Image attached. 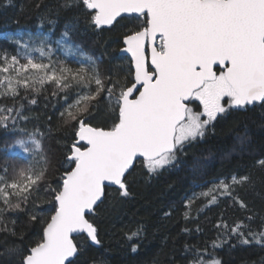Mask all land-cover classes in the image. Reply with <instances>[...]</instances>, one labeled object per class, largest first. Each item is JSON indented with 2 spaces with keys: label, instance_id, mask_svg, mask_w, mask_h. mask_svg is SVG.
I'll return each mask as SVG.
<instances>
[{
  "label": "snow or ice",
  "instance_id": "1",
  "mask_svg": "<svg viewBox=\"0 0 264 264\" xmlns=\"http://www.w3.org/2000/svg\"><path fill=\"white\" fill-rule=\"evenodd\" d=\"M75 2L85 9L89 25L96 29L114 27L120 19L137 21L123 36L121 51L130 56L129 67L123 83L102 77L92 57L84 56L79 67H70L63 60H52L53 48L47 38L35 47L15 39L17 54L0 55V99L12 101L11 105L0 104V127L7 129L9 122L16 127L18 120H27L20 101L35 104V96L49 86L53 96L76 93L60 113L75 137L64 171L55 186L48 183L44 188L50 206L47 213L30 216L32 221L41 219L42 234L26 249H8L9 254L20 256L19 264H73L71 258L81 251L73 234H86L92 244H101L89 215L102 202L106 187L116 186L121 198L128 197L126 174L138 161L149 176L157 175L177 161V153L185 145L203 139L218 118L231 110L264 107V0ZM65 6H72V0H66ZM70 30L66 25L56 41L65 53L73 52ZM102 96L112 115L109 127L89 123ZM19 133L5 155L20 159L12 151L19 148L28 163L19 168L13 165L11 175L5 163L0 175V231L13 235L5 224V214L27 205L45 183L49 165L44 133L23 128ZM245 140L241 137V144ZM253 167L264 170V158L255 160ZM251 183L249 174L224 177L194 194L185 207L190 208L198 197H210L208 203L213 204L218 195L231 196L235 186ZM184 215L187 219L189 212ZM223 227L242 244L264 245V225L259 232L249 228L247 235L242 231L246 226L239 223L230 229L227 224ZM139 234L137 229L127 238ZM212 247H220V243L213 241ZM185 248L193 251L188 245ZM132 250L136 251L135 244ZM189 264L221 261L210 253L205 258L195 249Z\"/></svg>",
  "mask_w": 264,
  "mask_h": 264
},
{
  "label": "trees",
  "instance_id": "2",
  "mask_svg": "<svg viewBox=\"0 0 264 264\" xmlns=\"http://www.w3.org/2000/svg\"><path fill=\"white\" fill-rule=\"evenodd\" d=\"M65 4L66 0H0V55L17 54L15 39L24 42L23 34L40 33L53 48L52 60H63L77 68L84 56L92 57L102 77L123 83L130 58L121 54L120 49L124 34L137 21L120 19L114 27L100 30L89 25L85 9L75 0L70 7ZM66 25L71 26L69 43L78 54L65 53L56 45ZM52 91L49 86L35 96V104L20 101L28 119L18 120L16 127L11 122L7 129L0 127V175L5 163L9 175L13 165L19 168L28 163L19 148L12 151L20 159H8L5 155L21 128L44 133L43 146L49 161L46 181L39 191L27 205H22V210L5 214V224L15 235L0 231V264H19L20 256L9 254L8 249H26L42 234L41 219L32 221L30 216L47 213L50 206L45 202L44 188L48 183L55 186L59 180L75 139L73 128L60 119V113L75 99V90L57 96ZM0 104L11 105L12 101L0 99ZM89 123L98 127L111 125L112 115L103 96L92 109ZM241 137H246L243 144ZM261 158H264V107L256 105L231 110L218 118L203 139L185 145L177 153V161L157 175L149 176L138 161L126 175L130 195L121 198L116 187H106L102 202L89 215L98 228L101 244L93 245L85 234L74 237L81 251L72 259L73 264H189L195 249H200L205 258L212 254L221 264H264V245L242 244L237 235L223 227L227 224L230 229L239 223L246 226L242 231L247 235L249 228L259 232L264 225V170L253 167L255 160ZM234 174H249L252 183L235 186L231 196L218 195L213 204L208 203L210 197H198L190 208L185 207L194 194ZM240 202L246 206L241 207ZM137 229L139 236L129 240L128 234ZM213 241L219 242L220 247L213 248ZM133 244L136 251L132 250ZM185 245L193 251L186 250Z\"/></svg>",
  "mask_w": 264,
  "mask_h": 264
},
{
  "label": "rangeland",
  "instance_id": "3",
  "mask_svg": "<svg viewBox=\"0 0 264 264\" xmlns=\"http://www.w3.org/2000/svg\"><path fill=\"white\" fill-rule=\"evenodd\" d=\"M23 38H24V42H31L32 44L38 46L40 43V39L46 38V36L41 35L40 33H26V34H23ZM72 49H73V52L69 54H78V52L73 47Z\"/></svg>",
  "mask_w": 264,
  "mask_h": 264
},
{
  "label": "water",
  "instance_id": "4",
  "mask_svg": "<svg viewBox=\"0 0 264 264\" xmlns=\"http://www.w3.org/2000/svg\"><path fill=\"white\" fill-rule=\"evenodd\" d=\"M123 47H124V44H123V46L121 47V49H122ZM121 49H120V53L123 54V55H126V56H128V57L130 58V56H129L127 53L122 52ZM126 175H127V174H126ZM109 187H116V186H109ZM103 198H104V197H103ZM102 200H103V199H102ZM100 203H101V202H98L97 206H98ZM97 206H96V207H97ZM96 207H95V208H96ZM81 234H83V233H81ZM73 235H74V237H75V236H77V235H79V234H73ZM85 235H86V234H85ZM93 245H94V244H93ZM71 259H74V257L71 258Z\"/></svg>",
  "mask_w": 264,
  "mask_h": 264
}]
</instances>
